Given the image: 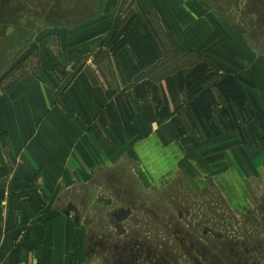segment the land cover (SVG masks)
Instances as JSON below:
<instances>
[{"label":"crops","instance_id":"0c3cea01","mask_svg":"<svg viewBox=\"0 0 264 264\" xmlns=\"http://www.w3.org/2000/svg\"><path fill=\"white\" fill-rule=\"evenodd\" d=\"M211 12L209 21L195 19V49L222 77L236 73L251 80L254 85L243 83V89L264 108V23L253 28L234 20L219 28ZM111 33L62 34L45 72L0 89V264H95L75 218L76 200L130 160L146 181L207 176L242 200L252 198L255 185L264 191V130L257 121L246 122L244 138L238 130L206 137L184 94L171 98L165 77L172 74L177 83L179 67L163 71L164 54L135 74L130 45L115 53L101 47ZM142 78L164 85L169 108L184 119L187 134L170 117L156 115L150 98L137 97L134 86ZM121 92L132 106V121L125 126L119 115L101 126L99 112ZM114 105L120 112L119 102ZM249 105L255 110L251 100ZM220 113L215 107L217 122Z\"/></svg>","mask_w":264,"mask_h":264},{"label":"rangeland","instance_id":"374dc122","mask_svg":"<svg viewBox=\"0 0 264 264\" xmlns=\"http://www.w3.org/2000/svg\"><path fill=\"white\" fill-rule=\"evenodd\" d=\"M211 11L219 28L234 20L264 23V0H0V89L45 72L62 34L112 32L133 16L165 40L163 71L185 67L200 59L195 19L209 21ZM135 164L107 171L76 200L95 264H264L261 186H253L250 200L232 199L207 176L157 183Z\"/></svg>","mask_w":264,"mask_h":264},{"label":"trees","instance_id":"16d2710c","mask_svg":"<svg viewBox=\"0 0 264 264\" xmlns=\"http://www.w3.org/2000/svg\"><path fill=\"white\" fill-rule=\"evenodd\" d=\"M126 45L133 48L137 57L133 66L135 74H139L168 49L165 40L152 25L148 23L141 27L134 16L123 21L107 40L101 42V47L107 46L113 53ZM176 71L177 83L172 74L165 77L171 98L179 101L180 93L184 94L187 109L206 137L219 135L222 130H238L244 138L245 124L250 119L257 121L264 130V108L242 86L243 83L253 86L251 80L236 73L222 77L211 60L205 57ZM134 88L138 98H150L151 109L156 115L163 119L170 117L181 135L189 132L181 115L170 110V98L162 83L153 78H142ZM249 100L253 102L255 110L250 107ZM115 102H119L120 112ZM217 106L221 107L218 122L214 117ZM119 115H122L125 126L133 119V109L125 92L106 104L99 112L98 120L101 126H105L109 121H119Z\"/></svg>","mask_w":264,"mask_h":264},{"label":"built area","instance_id":"2783aa9c","mask_svg":"<svg viewBox=\"0 0 264 264\" xmlns=\"http://www.w3.org/2000/svg\"><path fill=\"white\" fill-rule=\"evenodd\" d=\"M16 264H26L25 262H19V263H16Z\"/></svg>","mask_w":264,"mask_h":264}]
</instances>
